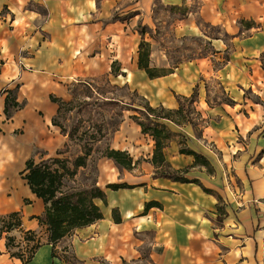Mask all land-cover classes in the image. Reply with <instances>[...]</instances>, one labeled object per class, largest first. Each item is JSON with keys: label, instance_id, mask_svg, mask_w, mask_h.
Wrapping results in <instances>:
<instances>
[{"label": "crops", "instance_id": "crops-1", "mask_svg": "<svg viewBox=\"0 0 264 264\" xmlns=\"http://www.w3.org/2000/svg\"><path fill=\"white\" fill-rule=\"evenodd\" d=\"M142 41L149 66L162 71L155 76L139 67ZM187 41L198 45L190 55L170 49ZM103 76L153 107L194 99L202 122H165L183 135L165 148L169 168L190 181L156 174L155 140L125 119L111 147L134 167L101 157L104 217L53 247L39 221L45 203L22 172L36 147L52 155L67 143L52 123L51 95L66 98L67 85ZM14 87L23 107L7 118ZM0 89V215L22 220L0 236V264H264V0H0ZM23 121L26 133L16 136ZM186 146L210 165L195 164ZM26 231L42 243L23 262L7 242ZM68 239L70 251H61Z\"/></svg>", "mask_w": 264, "mask_h": 264}, {"label": "trees", "instance_id": "trees-1", "mask_svg": "<svg viewBox=\"0 0 264 264\" xmlns=\"http://www.w3.org/2000/svg\"><path fill=\"white\" fill-rule=\"evenodd\" d=\"M149 44L141 42L139 50V67L145 69L150 76L159 74L158 68H152L149 66ZM113 71H116V65L113 64ZM160 72H162L160 70ZM89 84V82H85ZM16 88L8 90V95L5 99L4 112L7 118L12 116L11 107L16 110L23 107V103L17 101ZM51 100L58 105L57 113L52 119V123L59 127L61 133L69 138V141L76 140V137L83 127L82 123L68 129L61 121L60 118L66 120L67 114L71 112L75 106L73 100L66 101L63 98L51 95ZM187 101H194L193 98L187 99ZM148 104L144 109H140L142 113L148 114L146 118H150V114H155L163 109L168 113L181 114L185 110V104L180 105L177 109H169L164 106L153 107ZM158 117V115H157ZM138 124L141 126L143 134L150 135L155 140L154 154L150 161L156 168V174L168 176L175 180L190 181L183 172L184 170H171L169 163L166 160L165 148L172 140H175V135H179L183 138L181 133L173 132L168 128L166 121H158L157 119H149L150 122H144L139 117L134 116ZM163 120H170L176 124H183L191 121H176L172 117H162ZM98 131L102 133V129ZM83 133H87L84 130ZM104 134H101L97 138L95 135H90L91 141H85L82 143L80 153L74 158L72 157H60L59 155L70 151L69 141L65 144L64 150L57 151L56 156H50L46 159H42L37 162L35 156L30 157L26 161V167L22 172L24 178L27 180L31 190L39 197L42 198L45 203V212L39 217L40 224L46 228L48 233V242L56 246L63 238L71 234L78 228L85 227L104 217L101 206L97 203V199H102L106 202V192L98 185L97 179H94L92 183H86L84 187L71 186L67 187L66 181L73 179L78 173L81 167H87L89 160L93 152L95 151V142L99 141ZM81 138V137H80ZM182 141V140H181ZM182 153H189L195 156V164L210 165L209 161L200 153L190 149L189 147H181ZM103 157L113 159L119 166L126 169H132L134 167V160L132 156L125 150H119L112 147L106 148L102 152ZM108 188L117 190L120 188H128L131 185L127 183H110ZM118 210L114 209L115 219L119 221L117 217ZM22 225L21 215L19 212H12L7 215H0V236L3 232H11L16 228H20ZM29 240L37 239V244L32 246V250L29 255L24 256L19 251H12L13 255L20 257L23 262L29 261L34 255L36 249L41 245L38 234L34 231H26ZM39 238V239H38ZM15 238L8 236L7 246L13 249L15 246Z\"/></svg>", "mask_w": 264, "mask_h": 264}, {"label": "rangeland", "instance_id": "rangeland-1", "mask_svg": "<svg viewBox=\"0 0 264 264\" xmlns=\"http://www.w3.org/2000/svg\"><path fill=\"white\" fill-rule=\"evenodd\" d=\"M183 46L188 47L189 49L184 50L183 53L186 55L191 54L192 48H197V44L187 41L184 44H174L169 46L170 49L175 52L176 47L181 48ZM181 55V54H180ZM160 72V69L157 71ZM89 84L85 82H74L68 86L69 95L66 98H63L66 101L73 100L75 108L67 114V119L64 120L60 118V121L70 129L71 127L82 123L83 127L80 129L76 140L69 141L67 137V142L70 144V151L64 154L59 155L60 157H72L74 158L78 153H80L82 143L85 141H91L89 138L90 135H95L98 137L101 134L104 136L95 142V151L90 157L89 164L87 167H81L79 173L73 178L66 181L67 187L76 186L84 187L86 183H92L94 179H97L98 169L97 164L99 159L102 156V152L112 146L113 134L119 129L121 123L125 119L132 120L136 124L138 122L134 116L139 117L144 122H150L149 119H157L158 121H167L163 120L162 117H172L176 121H191L192 123L202 122L200 119V114L197 112V108L194 106L192 101L185 102V110L181 114L168 113L163 109H160L155 114H150V118L147 119L145 113H142L140 109H144L147 106V100L141 96L136 91H132L127 84H124L123 80H119L118 84H115L106 76L101 77L95 81H88ZM15 89V87L13 88ZM17 93V89L15 91ZM3 94V89H0V96ZM3 105L0 100V110H2ZM11 112L18 111L13 106L11 107ZM4 111V109H3ZM6 116V114H5ZM37 118L42 121L45 120V113L42 110H39L37 113ZM26 121L21 122V124L15 130L16 136L23 137L26 133ZM51 129L52 126L49 125ZM59 128V127H58ZM102 129V133L98 129ZM60 129V128H59ZM84 130H87V133H83ZM81 137V138H80ZM175 139L182 140L183 138L179 135H175ZM65 146L59 150H64ZM58 150V151H59ZM54 151V150H53ZM55 152V151H54ZM47 155L44 154L41 147H36L35 149V158L39 162L42 159H46L50 156H56L57 154ZM73 231L66 237H70L74 234ZM26 232L22 234V237L14 243V251H19L24 258H26L32 250V246L37 244V239L29 240ZM40 238V239H39ZM38 239L42 241L41 237ZM69 239L64 244L60 245V250L65 251L69 250Z\"/></svg>", "mask_w": 264, "mask_h": 264}]
</instances>
